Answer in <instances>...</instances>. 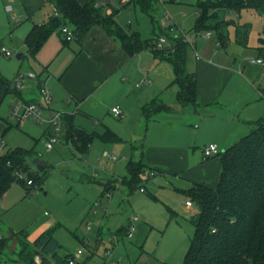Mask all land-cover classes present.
Returning <instances> with one entry per match:
<instances>
[{
    "label": "rangeland",
    "instance_id": "374dc122",
    "mask_svg": "<svg viewBox=\"0 0 264 264\" xmlns=\"http://www.w3.org/2000/svg\"><path fill=\"white\" fill-rule=\"evenodd\" d=\"M2 1L0 51L7 50L11 55L6 57L0 52V79L9 83L8 90L7 86L0 85V156L16 148L26 151L22 178L28 180L40 176L42 181L29 187L15 180L7 190L4 209L0 213V240L6 244L0 250V264H27V255L31 253L28 243L45 230L52 231L53 237L61 245L58 250L60 253L73 254L81 264H101L109 258L122 264H183L193 233L191 220L197 212L194 203L191 202V207L186 205L189 187L174 175L154 173L149 169L140 182L143 191L140 188L131 191L125 184L127 163L141 159V146L145 149L149 141L162 139L161 130L167 133L165 137L169 140L171 137L176 140L182 135V140L187 138L191 141L196 132L193 125L200 123L199 114H181L192 110V106L177 103L178 87L172 82L174 73L171 63L167 59L154 57L150 49H143L138 53L139 57L136 55L130 61V71L126 74L121 72L115 77L124 83V88H119L115 83L110 87H102L99 93L104 95L106 105L87 112L78 111L73 117V124L92 136L87 147V143L83 144L81 133L74 131L69 134L66 131L64 113L74 111L66 104L62 103L56 110L60 111L59 132H55L47 122L38 123L30 118L18 120L11 116L12 106L22 97L39 103L47 121L53 102L51 95L50 104H44L42 90L51 94L44 84L46 75L24 45L30 21L22 18L21 4L31 0ZM174 1L177 3L171 4L170 0H145L141 9L133 0H106L98 9L103 15H114L121 27L120 34L126 37L134 35L141 42L165 35L178 43L185 36L201 59L194 60L193 48L188 45L185 70H198L196 80L203 86L205 97L210 95L211 90L217 92L228 76L224 71L211 73L208 67H204L205 63L221 69H231L240 64L244 76L242 79L246 83L237 73L221 99H227L233 109L238 108L242 115H247L252 121L263 119L264 99L258 90L264 91V70L250 63V59L262 57L259 47L264 41V23L260 21L258 13L251 9H242L239 13L219 12L218 19L226 21L222 27L229 32V43L219 46L214 31H208V36L205 31H194L196 0ZM163 12L170 17L169 21H161ZM15 18L19 20L18 23H15ZM171 21L180 24L185 32ZM168 23L172 31L164 26ZM244 24L248 27L245 34L242 29ZM115 37L118 41L119 37ZM131 40L125 39L126 42ZM146 44L150 46L152 42ZM239 44L245 45L244 48L238 49ZM16 54H22V58L17 59ZM165 74L169 77L164 81ZM19 77L21 88L11 89ZM144 79L151 80V83L153 81L157 89L155 99L171 109L169 112L151 114L160 116L158 119L161 122L157 125L147 121L142 114V107L137 106L136 95L151 85ZM254 95L257 97L254 106L244 108L243 104L253 101L250 97ZM119 100L128 110L124 118H117L110 112L111 106ZM210 112V109H205L201 114L208 116ZM180 122L186 126L181 132L175 129ZM206 128L216 129L213 123ZM106 130L119 136L120 141L104 142L92 135ZM50 135L55 136L58 142L47 150L45 143ZM85 146V150H80ZM189 151H192V146ZM104 153L111 159L105 157ZM34 158L46 164L43 173H38L31 164ZM103 186L107 190L103 191ZM133 216H137L138 220L134 222L132 236H116V231L121 226H128ZM11 231L19 234L13 236ZM22 244L28 249L20 257ZM79 250L82 253L77 255ZM107 251L110 256L106 254Z\"/></svg>",
    "mask_w": 264,
    "mask_h": 264
},
{
    "label": "trees",
    "instance_id": "16d2710c",
    "mask_svg": "<svg viewBox=\"0 0 264 264\" xmlns=\"http://www.w3.org/2000/svg\"><path fill=\"white\" fill-rule=\"evenodd\" d=\"M57 12L46 23L34 24L24 38L28 54L36 58L37 52L50 35L67 24L73 31V38L80 41L93 26H100L105 33L116 39L119 37L123 50L129 57L143 49H150L154 56L167 59L173 68L174 79L178 91L177 103L181 106H196V78L193 72L185 70V58L188 43L181 38L175 43L173 51L156 47V39L142 41L134 35L120 34L121 27L116 23L114 15H103L93 2L80 4L78 0H50ZM143 8V1L133 0ZM151 1V0H149ZM197 16L194 22L196 31H214L219 46H226L228 30L222 25L226 21L218 19L219 12H236L251 9L258 13L264 23V0H198L195 4ZM244 34L247 27L242 25ZM60 32V31H59ZM136 34V33H135ZM138 35V34H137ZM239 36V35H238ZM132 38L130 42L125 39ZM152 44L149 46L146 43ZM259 47L264 58V41ZM0 85L8 88V81L0 79ZM11 89L15 87L12 85ZM171 109L159 102L151 100L142 106V114L148 121L157 112H169ZM66 131L81 133L83 144L87 147L92 138L90 134L78 129L71 117L65 116ZM104 142H117L120 137L106 130L103 133H93ZM82 147L80 150L87 148ZM76 149L77 146H75ZM79 150V149H78ZM27 152L16 148L8 150L0 156V198L7 192L11 184L17 180L22 185L34 187L42 181V177L19 179L17 174L25 168ZM221 171L214 188L194 185L186 191L189 202L197 207V212L191 224L193 233L185 253L183 264H264V118L255 121L252 129L233 145L220 153ZM145 165L141 160L129 161L126 166V186L129 190L143 187L140 185L146 175ZM30 181V183H28ZM103 186V191H105ZM126 227L119 228L116 236L124 235ZM12 235L18 232L11 231ZM30 255L27 264H81L71 253L60 254L61 245L53 237L51 230L40 232L28 243ZM23 247L19 256H24L28 246ZM6 246L0 240V250ZM40 261L36 263L34 257Z\"/></svg>",
    "mask_w": 264,
    "mask_h": 264
},
{
    "label": "crops",
    "instance_id": "0c3cea01",
    "mask_svg": "<svg viewBox=\"0 0 264 264\" xmlns=\"http://www.w3.org/2000/svg\"><path fill=\"white\" fill-rule=\"evenodd\" d=\"M93 1L78 0L80 4ZM197 1L194 2V6ZM24 2L25 4H21V15L22 18L30 21L27 33L34 24L46 23L54 16L55 8L50 0H31L30 2ZM170 3L174 4L177 2L170 0ZM1 4L3 6L2 0H0V6ZM162 6L164 5L162 4ZM7 9L9 10L10 8L8 7ZM195 19L193 21V29ZM18 22L19 20L15 18V23ZM171 23L179 25L183 29L177 22L171 21ZM244 25L247 27L246 24ZM183 31L185 32L184 29ZM194 31L196 32L195 29ZM71 41L72 44H70ZM71 41L66 42L59 31L55 34L52 33L37 52L35 60L46 75L44 84L45 87L47 86L49 88L52 95L51 102H53V105L50 108L51 115H58L60 111L58 112L56 110L63 103L70 108H74L73 112L64 113L73 119V117H76L78 111L87 112L93 108L106 105L107 101L104 95L101 92L99 93L102 87H110L117 84L119 88H124V83H120L115 77L121 72L126 74L130 71L128 65L138 53L129 57L123 50L120 42L108 36L100 26H93L88 34L80 41H76L74 38ZM190 46L193 48L194 60H201L200 57L199 59L195 58L194 52H196V48L194 45ZM244 46L243 44H239L238 49H243ZM204 67H208L211 73L217 72L215 74L224 71L228 76H226L227 79L224 85L219 86L217 92L211 90L210 95L207 97L204 96L203 86L199 85L196 80L197 104L191 107L192 110L181 112V114H185L186 116L192 112L200 115V123L193 125L196 132L192 135L191 141L187 138L182 140V135L181 137H177L176 140L173 137L169 140L165 137L167 133L161 130L162 139H158L156 142L149 141L147 147L144 149L141 146L140 150V160L145 165L146 170L149 169L154 173L157 171V173L163 175H174L177 180L183 182L189 188L194 185L214 188L221 171L220 153L246 135L252 129V125L255 122L247 115H242L238 111V108L233 109V106L227 99H221L222 94L232 78L237 77V73L241 76L240 79L244 78L241 65L238 64L237 67L231 69H221L220 67L205 63ZM190 72L195 74V78L197 77V69ZM167 77H169L168 74H165L162 80L165 81ZM120 79L122 81V77ZM146 81V83H150L151 85L149 84L150 86L136 95L138 108L155 99L154 95H156L157 89L154 87L153 81L152 83L151 80L149 82L146 79ZM242 81L244 82L243 79ZM258 93L264 99V91L258 90ZM20 100L33 102L31 100H24L22 97ZM250 100L253 101L243 104L245 106L244 108L254 106L257 97L255 95L254 97L251 96ZM114 106H118L121 109L122 118H124V115L125 117L128 115V110L123 101H116L111 108ZM205 109H210V115L206 116V114H201ZM61 113L63 112L61 111ZM166 116H172V114H167ZM158 117L160 116H152L148 121H152V123L157 125L156 123L161 122ZM211 123L215 125L216 129L207 130L206 126ZM175 129L181 132L186 129V126L180 122ZM210 143L217 145L218 153L204 158L203 151ZM191 146L192 151L190 152L189 149ZM6 194L7 192L0 198V213L4 209L3 201L6 198ZM122 227L125 226H121L120 228ZM6 231L8 232V230Z\"/></svg>",
    "mask_w": 264,
    "mask_h": 264
},
{
    "label": "built area",
    "instance_id": "2783aa9c",
    "mask_svg": "<svg viewBox=\"0 0 264 264\" xmlns=\"http://www.w3.org/2000/svg\"><path fill=\"white\" fill-rule=\"evenodd\" d=\"M103 2H106V0H94L93 1V7L98 8L99 5ZM164 13V12H163ZM54 15H57L56 10H54ZM170 17L168 16L167 13H164L162 15V22H166L169 21ZM171 24H165L164 26L169 27V30L172 31V26L170 28ZM60 33L62 34L64 40L66 42L71 41L73 39V31L72 29L67 25L64 24L60 27ZM206 36H208V32L205 33ZM182 38L188 43L189 41L187 40V38L185 36H182ZM156 47L159 49H167L168 51H173L174 47H175V42L171 41L168 37H166L165 35L163 36H159L156 41ZM192 45L190 42L188 43V45ZM4 56L8 57L10 56V52L4 49H1L0 51ZM195 54V58L199 59V56L197 54V52H194ZM250 63L254 64V65H259L263 70H264V58L262 57H258V58H252L250 59ZM32 76V75H31ZM145 82L146 79L144 80ZM15 88H21L22 86V82H21V78H17L14 81V85ZM42 97H43V102L46 106H48L50 104V100H51V94L49 92H47L46 90H42ZM111 113L113 116L119 118L122 116V111L118 106H114L111 108ZM11 116L17 118L18 120H24L27 118H30L38 123H42V122H47L48 124H50L55 132H59L61 131V127H60V122H59V116L58 115H51L47 121L46 119L43 117L42 115V108L40 107L39 103H35V102H26V101H22V100H18L14 106H12L11 108ZM58 139L55 136H50V138L46 141L45 143V147L47 150L52 149L53 144L57 143ZM218 153V149H217V145L215 143H210L208 144L204 151H203V157L207 158L210 157L212 155H215ZM105 157H108V159H111L110 156H108L107 153L103 154ZM18 178H22L21 174H17ZM28 183H30V181H28ZM144 188L140 187V191H143ZM186 205L187 206H191V202L186 201ZM138 220L137 216H133L129 222H128V226H126L125 229V236L127 237H131L132 233L134 231V222H136ZM82 253V251H78L77 255H80ZM107 255L110 256V252L107 251L106 252ZM74 258L76 259V256H74ZM34 260L36 263H39L40 259L35 256ZM69 264H74V260L70 261ZM102 264H122L120 261H114L112 259H107V260H103Z\"/></svg>",
    "mask_w": 264,
    "mask_h": 264
},
{
    "label": "water",
    "instance_id": "95a60500",
    "mask_svg": "<svg viewBox=\"0 0 264 264\" xmlns=\"http://www.w3.org/2000/svg\"><path fill=\"white\" fill-rule=\"evenodd\" d=\"M17 59L22 58V54H16ZM31 164L34 166L35 170L38 173H43L44 170L46 169V164H44L42 161H40L38 158H34L31 160Z\"/></svg>",
    "mask_w": 264,
    "mask_h": 264
}]
</instances>
